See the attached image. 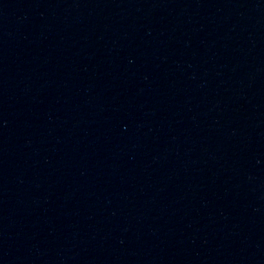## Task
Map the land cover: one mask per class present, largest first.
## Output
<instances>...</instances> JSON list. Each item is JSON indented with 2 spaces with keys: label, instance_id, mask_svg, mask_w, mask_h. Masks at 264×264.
Wrapping results in <instances>:
<instances>
[{
  "label": "water",
  "instance_id": "95a60500",
  "mask_svg": "<svg viewBox=\"0 0 264 264\" xmlns=\"http://www.w3.org/2000/svg\"><path fill=\"white\" fill-rule=\"evenodd\" d=\"M0 264H264V0H0Z\"/></svg>",
  "mask_w": 264,
  "mask_h": 264
}]
</instances>
